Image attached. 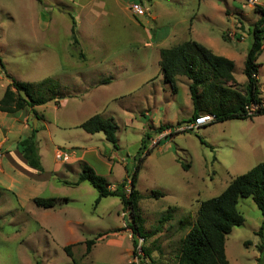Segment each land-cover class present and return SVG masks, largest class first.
<instances>
[{
    "label": "rangeland",
    "instance_id": "1",
    "mask_svg": "<svg viewBox=\"0 0 264 264\" xmlns=\"http://www.w3.org/2000/svg\"><path fill=\"white\" fill-rule=\"evenodd\" d=\"M133 1L0 0V99L7 74L35 89L51 78L67 96L60 105L38 106L37 116L29 108L16 115L0 111V141L6 139L0 146V264H129L138 238L120 198L97 204L89 182L69 183L87 163L113 189L127 180L121 188L128 194V177L148 150L137 184L143 247L152 264H178L201 202L264 162V115L177 131L192 116L190 81L179 76L174 91L159 67L162 48L195 40L234 60L243 90L244 62L260 18L256 7L264 8V0H138L144 15L132 11ZM257 61L264 99V49ZM95 114L114 119L118 147L102 131L79 127ZM21 123L39 128L43 171L16 148L15 141L28 136ZM161 125L172 134L157 132ZM148 131L152 138L140 152ZM36 197L59 202L46 209ZM238 208L245 221L226 237L227 258L230 264H264L261 210L250 197ZM88 240L95 241L89 250Z\"/></svg>",
    "mask_w": 264,
    "mask_h": 264
},
{
    "label": "trees",
    "instance_id": "2",
    "mask_svg": "<svg viewBox=\"0 0 264 264\" xmlns=\"http://www.w3.org/2000/svg\"><path fill=\"white\" fill-rule=\"evenodd\" d=\"M260 18L253 29V41L244 62L246 82L244 89L238 87L234 77V60L223 55L215 54L210 48L195 40H187L177 45L160 50L159 67L164 81L177 91L179 76L186 77L189 82V93L193 105L192 118L202 114L214 115L212 122H223L232 119H253L264 115V99L259 77L258 57L264 49V8L256 7ZM72 39L77 42V22L72 14ZM0 65H5L0 55ZM9 84L0 99V111L16 115L29 108L37 116L36 107L54 101L60 105L59 99L67 97L59 88V84L51 78L42 80L35 89L28 82L17 80L7 74ZM231 83V84H228ZM208 124L204 125L207 126ZM79 127L88 133L103 132L106 139L118 147V126L112 117L95 114L82 122ZM169 125H161L157 132L163 133ZM38 127H32L29 136L21 139L17 148L28 164L39 171L44 167L39 152L37 134ZM172 134V132H170ZM167 134L166 136H169ZM151 131L146 132L140 152L145 150L147 139H151ZM203 142V140H201ZM151 150L139 158L135 172L129 175L130 191L122 190L127 180L115 189L109 180L100 175L91 165L84 163L79 177L74 182L80 185L89 182L97 191L98 204L103 197H119L124 209L130 214V224L133 234L137 238L145 236L144 220L139 206L142 194L137 189L139 171L146 156ZM188 169L187 164H183ZM157 195V193H156ZM252 198L261 210L263 219L259 233H264V162H260L243 174L238 175L218 196L201 202L196 222L186 234L178 264H230L225 250V241L234 226L241 225L245 219L239 211L241 198ZM57 198H34V203L42 208H53L58 204ZM94 240L87 241V249L94 244ZM136 246V244L134 245ZM144 251H148L143 247ZM68 252L69 246L65 248ZM37 264H42L37 262Z\"/></svg>",
    "mask_w": 264,
    "mask_h": 264
},
{
    "label": "built area",
    "instance_id": "3",
    "mask_svg": "<svg viewBox=\"0 0 264 264\" xmlns=\"http://www.w3.org/2000/svg\"><path fill=\"white\" fill-rule=\"evenodd\" d=\"M254 1V0H252ZM131 9L135 14L144 15L147 13L146 8L143 7L142 3L135 0L131 4ZM214 120V115L212 114H202L196 118L188 120L184 127L178 126L177 131L180 130H194L203 127L206 124L211 123ZM62 152L59 151L58 157L61 158ZM1 150H0V163H1ZM144 238H138L136 253L132 256L129 264H152L150 258L146 255L143 249Z\"/></svg>",
    "mask_w": 264,
    "mask_h": 264
},
{
    "label": "crops",
    "instance_id": "4",
    "mask_svg": "<svg viewBox=\"0 0 264 264\" xmlns=\"http://www.w3.org/2000/svg\"><path fill=\"white\" fill-rule=\"evenodd\" d=\"M160 60V59H159ZM10 82V81H9ZM9 84V83H8ZM60 102V101H59ZM36 109V111H38L37 109H38V106L35 108ZM2 112V111H1ZM5 113V112H4ZM24 119H25V121L28 119V117H29V115H23V114H20ZM19 115V117H21ZM19 117H16V121L18 120L19 121ZM42 125H43V127H46V125H45V121L44 120H42ZM22 124V127H21V130L22 131H25L26 132V134L29 136L30 135V133H31V130H32V128H30V126L28 125V123H21ZM169 131H171V129H166V130H164V133L162 134V135H166L167 133H169ZM21 139H19V140H16L15 141V145H16V148H17V144H18V142L20 141ZM6 141V139L5 138H3L1 141H0V146H2L3 144H4V142ZM18 149V148H17ZM22 155V154H21ZM25 159V158H24Z\"/></svg>",
    "mask_w": 264,
    "mask_h": 264
},
{
    "label": "water",
    "instance_id": "5",
    "mask_svg": "<svg viewBox=\"0 0 264 264\" xmlns=\"http://www.w3.org/2000/svg\"><path fill=\"white\" fill-rule=\"evenodd\" d=\"M36 127V125H34Z\"/></svg>",
    "mask_w": 264,
    "mask_h": 264
}]
</instances>
